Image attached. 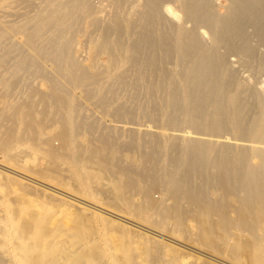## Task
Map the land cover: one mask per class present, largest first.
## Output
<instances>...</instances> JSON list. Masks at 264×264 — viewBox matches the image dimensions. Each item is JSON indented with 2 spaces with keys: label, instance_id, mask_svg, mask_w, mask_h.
<instances>
[{
  "label": "bare ground",
  "instance_id": "1",
  "mask_svg": "<svg viewBox=\"0 0 264 264\" xmlns=\"http://www.w3.org/2000/svg\"><path fill=\"white\" fill-rule=\"evenodd\" d=\"M44 1L45 2L42 9H39V11L33 16H29L24 24H18L17 26L13 25L8 29V33L12 32L14 35L20 34L22 36V41L19 44L31 46L34 52H32L31 50L30 51L33 54H25L22 51L21 45L10 42L4 45L2 51L0 50V59L1 65H7L6 67L8 68L13 67L12 76H15L16 72L21 68H25L27 70L38 68L43 70V64H49L48 66L53 68L52 70L55 72L56 77L59 78V85H61V89L59 85H54V87H50V90H48V92H43V94H41V92L40 94L43 96L41 97L42 99L46 98L45 94L47 96H52V100L57 102L58 104V102H61V98H64L61 97L63 96L61 92L65 91V87L63 86H65L66 82L69 86H73V84H75L79 80L91 76V73L89 71H87L76 60L70 57V48L73 36H76V33L78 34L83 29V24L82 29L81 27H79L82 23V19H84L82 17V12L84 10L86 11L87 9V11L90 10L89 13H92V11L94 12V6L98 4L94 3L95 5H92V0ZM132 1L133 0H114L115 6H113V9L117 7L118 9H120V11H123L128 3L130 5L132 4ZM140 1L142 2V4L140 5L142 8L136 11L131 16V19H128L124 23L121 21L119 15H116L118 11L116 10L117 12L113 13V11L115 10L112 9L113 16L111 15V23L110 21L107 22L109 23L108 25H106L107 23H104L105 26L103 25L102 35H104L105 38H109L113 34H115L117 36L116 38L118 39H116V42H119V39L129 38L133 33H136V28L138 26L142 27L141 34H139V36L137 35L138 38H134L136 40H132L133 42L129 43L128 46H124V43L123 46L116 45L115 47L102 46L103 43L99 44L100 47L97 48V51H95L96 56L98 57L97 59H99L101 55L107 54L109 58L112 59V63L114 62L113 66L115 69L119 68L123 62H127V60H129L130 58H133V61L135 60L137 62L138 60H140V58H151L150 55H152L155 60L161 59L163 57L168 58L170 66L159 67L157 66L158 64H155L150 69L147 68L148 71L150 70L151 76L153 75V77L160 78V82L158 83L156 90H153L152 88V91L150 92L151 89L149 88V98L152 99L153 96L157 98L156 104L152 103L141 105L140 102L137 103L131 101L130 105H126V102L121 103L116 106V109L129 108L131 111H135L140 107H142V109L149 108L152 112L157 113L154 116H148V118L144 122L146 127L152 128L155 126L163 129L168 128L174 130L175 132H182L184 136H193H191L192 138H179L177 136H172L170 138L171 142L168 145L169 161H167L170 164V169H165L164 167L158 165V167L156 166L154 168L153 172L142 174V176L144 177L141 176V178L152 179V185H148L147 187H144L142 189L141 193L143 194V200L140 203L139 207L144 210L147 219H149V210H159L161 207L164 210L165 217H169V215H171L170 213H173L172 210H176L180 214H187L189 212L191 213V211L194 210L195 214L193 215L195 217V220H197L202 225V238L208 243L212 241L214 231H217L216 229H218L217 227L228 230L229 228H235V226H239L243 231L253 235V241L244 239L241 248L242 252H250L255 248V244L262 242V239L257 234V231L261 227L262 223H264V220L258 221L264 219V95L258 93V96L260 98V108L257 107L258 111L255 116H253L251 119L248 118L249 120H246L247 118L245 116L246 113L244 110L245 104H242L240 102L238 96L235 95L236 93L232 91L233 88H230L232 85H235L234 76L233 78L228 77L229 79L225 78L222 69L227 64L229 55L236 53L248 54L249 56L255 55L256 59L260 61V64L264 65V52L262 55H258L259 53H257L255 45H253L252 41V38L255 36L258 44L264 46V0H226V11L224 13H220V11H217V3L215 2V0ZM132 7L135 8V5H132ZM124 14L122 13L121 15L123 16ZM168 14L174 16V18L182 20V23H175L173 17H169ZM86 17L87 14L85 15V18ZM188 22L191 23L190 27H185V24ZM97 25H99V20ZM159 25H169L168 27H166V29L168 28V31H166L167 33H162L161 30L163 28L161 27L160 29ZM249 28H252L253 30L250 31ZM202 31L209 35V41L204 39ZM161 34H169L170 39L172 40L168 41L166 40L168 39V37H165L166 42L162 41L161 39L163 35ZM156 35L159 38L154 37L155 40L152 41L153 43L149 42L150 44L145 46L148 49L147 54L146 50L144 51L143 40L144 38L147 39L148 36L150 37ZM104 36L102 37L104 38ZM7 37V31L1 30V44L5 42L4 40H6ZM101 41H105V39H102ZM111 44L109 43V45ZM133 51L138 52L139 56H133ZM146 54L147 56H144ZM94 56L93 58H95ZM93 60L96 61L95 59ZM92 64L90 63V65ZM129 65H132V62ZM136 70L138 71V77L142 79L145 75V69L139 68L137 66L135 71ZM146 73L148 74L147 71ZM125 75H129V73H126ZM93 76L96 75L94 74ZM122 77H120V79ZM146 79H148V77ZM152 85L150 84L151 87ZM33 91L34 92L32 93V95L36 94L35 90ZM31 96L28 101L21 105L23 106V108L25 107V113L28 116L33 114V107H35L33 102L30 100L32 98ZM137 96L138 92L137 95H131L130 97H133L134 99ZM141 97H145L144 94ZM46 102L44 104L46 107H48L49 105ZM54 105L55 104H53V107ZM63 105L65 106L66 104L63 103ZM19 106H17L16 111L21 108V106ZM46 109L48 110V108ZM53 115L54 114H52V116ZM110 116L111 117L108 121H111V123L117 121L122 124L126 123L124 125L136 126H138L137 124L140 123L139 121L135 120L133 116H121L119 113L118 116L116 115V117L113 114ZM53 117L51 118L53 119ZM43 118L44 117L42 115L41 119ZM15 119L16 118L14 116V120ZM16 121L14 122V124L17 123ZM62 121V126L56 136L62 141L61 146L63 147L69 144L72 130L74 127H76V125L73 121H69V116L65 118V122L63 121L64 124L62 123ZM33 123L34 122L32 119L28 120V122L25 121L23 127L26 128L25 126H27L28 128H30L32 127ZM9 128L10 130L7 132L6 137H2V140L0 137V142L4 141V139L8 140L9 142L11 139L14 140L15 131L11 129V126ZM32 129L34 130V128H31V130ZM25 130L27 131V129ZM35 131L36 128L34 130V133ZM133 131L134 132H129L131 136V139L129 138L130 140H127L129 146L131 145L133 147V145L139 143V141L141 142V138L144 139L142 140V144L143 142H145V145L148 144L149 147L150 145H152L151 147L153 151L157 150V148L159 149V147H162V141H164V144H166L165 136L156 135L154 129L152 130L154 134H151L149 132L148 137H146V141V133L139 134L135 133V130ZM142 131L145 130L142 129ZM34 133H31V135H33ZM21 135H24V133ZM27 135H29L28 132ZM196 136H202L204 138L197 139ZM29 137L36 138L35 136L30 135ZM206 137H213L212 139L219 138L222 139L223 142H228V140L231 139L232 141L234 139V141L246 140L259 142L262 146L255 149L254 151L255 156L259 158V162L251 167H247L245 164V167L243 166V164L241 166L239 164V153H241L242 158H245L247 155H249L248 152H246L245 150L239 152V145H234L235 143L233 145L223 143L219 146H215L214 144L208 142L206 140ZM104 139L106 138L103 137V140ZM6 140L4 142H7ZM103 140L101 146H96V148H94V152L95 150L98 151L106 149L108 145L110 146L111 143H109V141H106L108 139L104 140L105 143H103ZM57 141L59 142V140ZM114 142L116 141H113L112 143L114 144ZM33 143H36V141ZM50 144L52 146L51 142ZM56 145L55 147H51V150H48L49 152L45 151L47 152V154H49L50 157L52 156L53 158H57V156L59 155L58 152L60 151L58 146L60 144L57 145L58 148L56 147ZM81 148H79V150ZM38 150H40V148ZM212 150L216 153L214 156H210V152H212ZM80 151H82V149ZM80 151L78 154H80ZM135 151L137 150L135 149ZM62 152H64V150ZM94 152H92V154ZM107 152L108 151H106V154ZM106 154H104V156H107ZM151 155L149 153L148 157H151ZM99 158H101L100 154ZM104 158L101 159L104 160ZM145 162L143 161V163ZM133 163L136 162L133 161ZM130 166L132 167L133 165L131 164ZM120 168L122 167L120 166ZM140 169L142 170V168ZM99 174H101V172ZM98 176L101 177L103 175ZM92 177L95 179L94 182L98 180L97 176L93 175ZM92 177L89 178L92 179ZM103 177L101 178V182L104 179ZM125 178H127L126 175ZM123 181L125 182V180ZM98 182L100 183V181ZM129 182L132 185V190L135 189V179L133 177H129ZM114 183L116 184L117 180L116 182L114 181ZM102 184L104 185L105 182L101 183V186H98V188H104ZM206 184H209V187L210 185L216 186L217 184V186L221 188V190H223L224 196L231 194L237 197L239 206L236 208L234 207L236 212L235 217H232L231 214H229L230 209H233V204L231 205L229 201H226L228 199L226 196L225 197L227 199L224 200H221L220 198L209 200L207 193H198V188L203 187ZM157 186H161L163 190H166V192L171 195V198L173 200V203L171 202L172 205L170 204L169 206H161L162 200H156L153 197L154 188H157ZM22 187L26 189L27 185L25 186V184L22 183ZM129 187L130 186L127 185V188L125 187V189H129ZM109 189H111L110 192H112V187ZM182 198L186 199L187 205L185 204L184 206L181 203ZM12 205L14 207L15 204ZM18 205L16 206L17 208H19ZM16 207L13 208L15 210H13L10 215L5 213V217L2 221H8L6 225H1L0 222V233L2 232L3 235L5 234V236L2 235L3 237L0 235V264H6L5 262L7 261H5V255L3 253V250L1 249V240H4L6 238L7 225H11L22 236L33 235L34 237L33 241L29 243L19 245H17L16 243L18 248V250H16L19 251L20 256L18 264H87L83 262H85V259L88 257L98 259L101 258L103 251L101 240L95 238L90 240L89 238L88 244H81V241L87 239L88 232L92 230L91 221H96L95 213H91L85 207L79 206L78 218L75 219V217L71 219L73 224L70 225L69 223L71 227L68 231H65L66 233L64 234L66 236L63 237L65 238L64 241L61 238L65 244V247L64 245L62 247H58L57 245L58 243H60V240H55L54 238H51V236L55 233H58L55 234L56 236L59 234L64 235V230H62L60 226L54 227V225H56V221L55 223L53 222L54 225L51 226L52 224L49 225L50 222L49 224H46L48 223L46 222L47 220H44V218L41 217L38 212H28V214L25 215L22 214V210H18L16 209ZM206 214H211V216L212 214H217L219 216V219H208ZM186 217H188V215ZM183 219L185 220V217ZM16 221L21 222L17 223ZM134 222H132V224L138 226V223ZM115 229H118V231L122 232L123 237L125 238L122 243L113 245L111 243L109 244L111 246L110 248L113 251L117 250L122 252L119 256L120 262L126 261V263L128 262L129 264H137V260L139 258H142L144 262H150V260L152 261L153 259H156L157 256H159V252L162 250L161 246H157L156 244L152 245V242L148 244L144 242L141 245V237L140 240L138 239L140 245L137 243L139 246L136 245L137 247L135 246V250L132 251V241L137 234L122 227L115 226ZM36 230L38 231L37 233H35Z\"/></svg>",
  "mask_w": 264,
  "mask_h": 264
},
{
  "label": "rangeland",
  "instance_id": "2",
  "mask_svg": "<svg viewBox=\"0 0 264 264\" xmlns=\"http://www.w3.org/2000/svg\"><path fill=\"white\" fill-rule=\"evenodd\" d=\"M44 2H45L44 0H6V1L0 0V35H1V30H5L7 31V36H8L7 39L4 40L5 42L3 41L4 42L3 44H1V39H0L1 51L4 45L12 42L21 45L22 51L25 54L27 55L33 54L32 52H34V50L33 48H31V46L19 44L22 41L21 40L22 36L20 34L14 35L12 32L8 33V29L13 25L17 26L18 24H24L29 16H33L39 11V9H42ZM215 2L217 3L216 6L217 11L218 12L220 11V13H224L226 11L225 5L227 4V1L215 0ZM91 3L92 5H95L94 3L98 5L94 6V12L92 11V13H89L90 10L87 11V9L86 11L84 10L82 12V17L85 20L82 19V23L80 24L79 27H81L82 29V24L84 26L83 29L78 34L76 33V36L75 35L73 36L71 42V48H70V57L76 60L87 71H89L91 73V76L79 80L78 82L73 84V86H69L68 83L66 82L65 86H63L65 87L64 88L65 91L61 92V94L63 95L61 97L64 98H61L60 100L61 102H58V104L57 102L52 100L53 98L50 95L47 96L45 94L46 96L45 99L47 102L45 101V99L41 98L43 97L41 94H43V92H48L51 86L54 87V85L60 84L59 78L56 77L55 72L52 70L53 68L48 66L49 64H43L44 67L43 70L38 68H32L30 70L21 68L16 72L15 76L14 75L12 76L13 67L8 68L6 67L7 65H1V59H0L1 140L2 137L4 138L6 137L7 132L10 130L9 128L10 126L11 129L15 131L14 140L11 139L9 142L8 140L4 139V141L6 140L7 142L4 141L0 142V144L2 143L0 145L1 225H6L8 222V221H2L5 217V213L10 215V213L13 210H15L13 208L16 207L19 203L18 205L19 208L16 207V209L22 210L23 211L22 214L26 215L28 214V212L32 213L36 211V213L38 212V214L41 217H43L44 220L45 219L47 220L46 222L48 223L46 224H49L50 222L49 225L52 224L51 226H53L56 221L55 223L56 225H54V227L60 226V228L64 230L63 231L64 234L66 233L65 231L69 230V228L71 227L70 225L73 224L71 219L75 217H76L75 219L78 218L79 215L78 209L79 206H82L85 207L91 213H95L96 221H91L92 230L88 232L87 239L81 241V244L82 243L84 245L88 244L89 238L90 240L95 238L101 240V243L103 245L101 258L98 259V258L88 257L85 259V262L83 263L129 264L128 262L126 263V261L120 262L119 256L121 255L122 252L117 250L113 251L110 248L111 246L109 245L110 243L112 245L122 243L123 240L125 239L123 237L122 232L118 231V229H115V226H117V227L125 228L126 230L132 231L133 233L137 234L134 240L132 241V245H131L132 251H134L135 248L140 245V243L142 245V243L144 242L147 244L152 242L151 243L152 245L156 244L157 246H161L162 250L159 252V256H157L156 259H153L152 261L150 260V262L149 261L144 262L142 258H139L137 260V264H193V263L195 264H264V244H263L264 223H262L261 227L257 231V234L261 237L262 242L255 244L256 246L252 251L249 250L250 252L247 251L242 252L241 248H242L243 240L247 239L253 241L252 234L243 231L239 226H235V228H229L228 230L217 227L218 229H216L217 231H214V236L212 241L208 243L202 238L201 235L202 225L197 220H195V217L193 215L195 214L194 210H192L191 213L189 212L187 214H180L176 210H172L173 213H170L171 215H169V217L168 216L165 217L164 210L161 207L159 210L158 209L149 210L148 211L149 219L146 218L144 210H142L139 207L140 203L143 200V194L141 193V191L144 187H147L148 185L149 186L152 185V181H151L152 179L141 178L142 174L147 172L148 173L153 172L154 168L156 166L158 167V165L164 167L165 169H170L171 168L170 164L169 162H167L169 161L168 145L171 142L170 138L172 136H177L179 138H192L191 136L193 135L184 136L182 132H175L174 130L168 128L163 129L154 126L152 128L156 132L155 134L160 136H165L166 138L165 141L166 144H164V141L161 142L162 147H159V149L157 148V150L153 151L151 147L152 145H150L149 147L148 144H146L147 146L145 145V142H143L142 144V140H144L143 138H141V142L139 141V143L133 145V147L131 145L130 146L128 145L127 140L131 139V136L129 134L130 131L134 132L133 130H135V133H139V134L146 133L147 135L145 136V141H146V137H148L149 132L151 134L152 133L154 134V132L152 131L153 129L150 127H146L144 122L146 121L148 116H154L157 112H152L149 108L142 109V107H140L135 111H131L129 108L116 109V106L125 102L127 103L126 105H130L131 101L137 103L140 102L141 105L152 104V103L156 104L157 98L153 96L151 99L149 98L150 97L149 95L150 92L152 91V88L153 90H156V87L160 82V78L153 77V75L151 76L150 70L148 71L147 68L150 69L155 64H158L157 66L159 67L170 66L169 60L166 57L161 58L162 61L161 59L155 60L152 57V55H150L151 58H146V57L140 58V60H138L137 62L135 60L133 61V58H130L129 60H127V62H123L119 68L114 69L113 66L114 62L112 63L111 61L112 59H110L107 54H103L99 59H97L98 57L96 56L95 51H97V48L100 47L99 44L103 43L102 46L115 47L116 45L123 46L124 43V46L125 45L128 46L129 43H132L134 40H136L134 38H138L137 35L139 36V34H141V30H142L141 26H138L136 28V33H133L129 38L119 39L120 43L118 41L116 42L117 36L115 34H113L109 38H105V36L102 35V29H103V25L105 26V24L108 21H110L111 23V18H112L111 15L113 16V13L117 11L119 14L116 13V15H119L123 23L128 19H131V16L136 11L142 8L140 6L142 2L140 0H133L131 2L132 4L130 5L128 3V5L123 9V11H120V9H118L117 7L113 9L114 8L113 6H115L114 0H92ZM132 5L133 6L135 5V8L132 7ZM112 9L115 11H113ZM122 13L125 14L122 16L121 15ZM86 14L87 17L85 18ZM168 16L173 17L175 23L177 24L182 23V20L174 18V16L169 14ZM98 20H99V25H97ZM108 24L109 23H107L106 25ZM190 25L191 23L188 22L185 24V27H190ZM159 26L160 29L161 27L163 28L161 30L162 33L163 32L167 33L166 31H168V28L166 29V27H168L169 25H159ZM249 30L252 31L253 29L249 28ZM161 35H163L161 39L162 41L166 42V40L168 41L172 40L170 39L169 34H161ZM202 35L205 40L207 41L210 40L209 35L207 33H204L202 31ZM102 36H104V38ZM154 37L156 38L157 35L150 37L148 36L147 39L144 38L143 40L144 51L146 50L147 54H148V49L145 46H147L150 43H153L152 41L155 40ZM165 37L166 38L168 37V39L165 40ZM102 39H105V41H101ZM252 41H253V45H255V49L257 53H259L258 55H262L264 52V46L258 44V41L255 36L252 38ZM109 43L110 44L112 43L111 44L112 46L109 45ZM147 54L144 56H147ZM132 55L139 56V53L133 51ZM93 56L95 58H93ZM93 59H95L96 61H94ZM131 62L133 66L129 65L131 64ZM90 63L91 64L93 63L94 65L93 64L90 65ZM137 66L139 68L145 69L144 72L145 75L142 79L138 77V71L137 70L135 71ZM123 70L125 74L129 73V75H125L123 73ZM146 71L148 72V74L146 73ZM222 72L225 78L228 77L233 78L234 76L235 85H232L230 88L231 89L233 88L232 91L236 93L235 95L238 96L240 102L242 104H245L244 110L246 113L245 114L247 118L246 120L251 119L253 116L256 115L258 108H260V98L258 96V93L264 95V65L260 64V61L256 59L255 55L249 56L248 54L236 53L229 55L227 64L223 67ZM94 74L96 76H93ZM119 75H122L124 78ZM120 77L122 78L120 79ZM145 77L146 78L148 77V79H146ZM150 84L151 85L153 84L154 87L153 85L151 87ZM59 87L61 89V85H59ZM33 90H35L36 93L34 95H32V93L34 92ZM137 92H138V96L136 98L133 99V97L132 98L130 97L131 95L132 96L137 95ZM143 94L145 97L142 98L141 96ZM30 96L32 97L30 100L33 102L35 107H33L34 109L33 114L28 116L25 113V107L23 108V106L21 105H23L26 101H28ZM45 102L49 105L48 107L45 106L44 104ZM63 103L66 105L64 106ZM53 104L56 105V108L58 107L57 110L55 108V105L53 107ZM19 105L21 106L22 109L19 108L16 111V108ZM64 107H66L67 109ZM46 108H48V110ZM53 109L55 110V112ZM118 113L121 116H128V117L133 116L135 120L139 121L140 123L137 124L138 126H136V125H124L126 123L122 124L117 121L112 123L111 121H108L111 117L110 115L113 114L116 117V115L118 116ZM16 114L19 119L16 117ZM52 114H54L53 115L54 117L52 116ZM42 115L44 117L43 118L44 120L41 119ZM14 116L16 118L15 120H14ZM68 116H69V121L70 122L73 121L76 127H74L72 130L69 144L67 146L62 147L61 146L62 141L56 135L60 131V128L62 126L61 121L63 120L65 122V118ZM51 117H53V119ZM31 119L34 122L32 127L28 128L27 126H25L26 128H24L23 125L25 124V121L28 122V120ZM15 121L18 124L17 123L14 124ZM88 125L90 126V128ZM31 128H34V130L36 128L35 133L33 129L31 130ZM25 129H27V131ZM142 129L145 131H142ZM22 132L24 133V135H21L23 134ZM27 132L30 136H35L36 138L29 137V135H27ZM31 133L34 134L31 135ZM103 137L108 139V140L106 139L104 140L109 141V143H111L110 146L108 145L107 147L108 149L105 147L106 149L98 150V151L95 150L94 152V148H96V146L102 145L101 143ZM196 137L197 139L204 138L202 136H196ZM206 138L208 142L214 144L215 146H219L220 144L223 143L230 145H233L235 143L234 145H239V152H241L242 150L248 152L249 155H247L245 158H242L241 153H239V164L241 166L243 164L244 167L245 165L247 167H251L259 162V158L256 157L254 153L255 149L260 148L262 146L261 143L259 142H252L246 140L234 141V139L233 141L231 139L228 140V142L227 141L223 142V140L219 138L218 139L217 138L212 139L213 137H206ZM34 140L36 141V143H33L35 142ZM57 140H59V142ZM111 141L112 142L116 141V142H114L113 144ZM50 142L52 143V146ZM56 143L57 145L60 144L58 146L60 152H58L59 155L57 156V158H53L52 156L50 157L49 154H47V152L51 150L50 149L51 147H55ZM103 143H105V141ZM39 148L40 150H38ZM79 148H81L82 151H80L81 149L79 150ZM135 149L137 151H135ZM63 150L65 154L64 152H62ZM27 151L30 153H28ZM79 151L80 154H78ZM106 151H108L107 154ZM92 152L94 153L92 154ZM149 153L150 155L152 154L151 157L149 156L150 158L148 157ZM210 153H211L210 156H214L216 154L215 151L213 150ZM99 154L101 158L104 157L107 158H104L103 160L99 158ZM104 154H106L107 156H104ZM133 161L136 163H133ZM143 161L146 162L143 163ZM123 163L126 165H124ZM131 164L133 165L132 167L130 166ZM120 166L122 168H120ZM140 168H142V170ZM98 170L99 173L101 172V174L98 173ZM95 172H97L98 174ZM93 175L98 177V180H96L95 182H94L95 179L92 177ZM98 175L100 176L105 175V176L99 177ZM125 175L127 178H125ZM89 177H92L93 181ZM102 177L104 179L101 182ZM129 177H133L136 181V184L134 185L135 189L133 190L131 188L132 185L129 182ZM116 180L117 183L115 184L114 181L116 182ZM123 180H125V182ZM98 181H100V183ZM103 182H105L104 185L102 184L104 188L102 187L98 188V186H101V183ZM123 182L130 186L129 189H125V187L127 188V185L124 184ZM22 183L25 184V186L27 185L28 188L27 187L26 189L23 188ZM111 187H112V192L114 194L110 192L111 189L109 188ZM208 187L209 184H206L203 187H199L198 193L199 194L207 193L209 200H213L216 198H220L221 200H224L228 198L226 201L227 202L229 201L231 205L233 204L232 205L233 209H230L229 214H231L232 217H235L236 212L234 207L236 208L239 206L237 197L235 195L230 194L227 196L225 195L227 197L226 198L224 196L223 190H221V188H219L217 184L216 186L210 185L209 187L210 189ZM153 197L156 200H162L161 206L163 205L169 206L171 202L173 203L171 195L167 193L166 190H163L161 186H157V188L156 187L154 188ZM12 198L14 199V201ZM15 200L17 202V205ZM181 203L185 206V204L187 203L186 199L182 198ZM12 204H15L16 206L14 205L13 207ZM187 215L188 217H186ZM206 216L208 217V219H213V218L219 219V216L217 214L215 215L212 214V216L211 214H206ZM184 217L185 220L183 219ZM263 220L264 219L258 221H263ZM16 222L20 223L21 221H16ZM132 222L138 223L137 224L138 226L132 224ZM62 223L64 226L62 225ZM37 232L38 231L36 230L35 233ZM6 233H7L6 238L4 240H1V249L3 250V253L5 255L4 257L5 261L7 260L5 263L18 264L20 260V256H19V251H17L18 250L17 245L29 243L33 241L34 237L33 235L22 236L11 225H7ZM55 234H53L51 238H54L55 240H60V243H58L57 246L62 247L64 245L65 247V244L63 242L65 238L63 237H65L66 235L59 234L56 236ZM0 235L2 236L3 233L1 232ZM3 236H5V234ZM61 238L63 239V241ZM138 239L140 240V243ZM61 241L63 244L61 243Z\"/></svg>",
  "mask_w": 264,
  "mask_h": 264
}]
</instances>
